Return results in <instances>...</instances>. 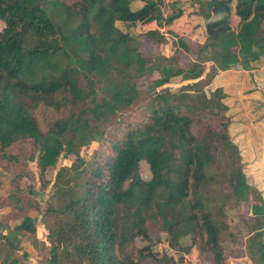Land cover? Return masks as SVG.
Listing matches in <instances>:
<instances>
[{
  "label": "trees",
  "instance_id": "16d2710c",
  "mask_svg": "<svg viewBox=\"0 0 264 264\" xmlns=\"http://www.w3.org/2000/svg\"><path fill=\"white\" fill-rule=\"evenodd\" d=\"M184 1L0 0V159L15 161L7 148L29 142L40 188L53 187L43 210L31 199L7 206L21 215L12 227L0 219V264H25L22 237L37 241L46 217L44 264H148L150 255L174 264L166 248L153 253L161 235L180 259L196 250L199 257L209 253L212 264H229L228 243L242 237V256L264 264V198L246 176L230 129L229 86L205 89L218 72L264 64V0L180 6ZM137 21L156 27L139 32ZM181 24L199 41L180 34ZM167 34L195 58L183 63L177 50L170 56L140 50L141 35L161 43ZM145 77L151 80L142 90ZM175 77L185 83L173 90ZM41 105L66 114L42 130L34 116ZM92 141L98 147L86 161L81 152ZM62 153L73 161L50 181L45 171ZM142 163L149 178L140 173ZM28 171L13 177L11 197L35 193L20 185ZM218 181L227 185L225 202L250 205L252 221L241 235L216 202Z\"/></svg>",
  "mask_w": 264,
  "mask_h": 264
},
{
  "label": "rangeland",
  "instance_id": "374dc122",
  "mask_svg": "<svg viewBox=\"0 0 264 264\" xmlns=\"http://www.w3.org/2000/svg\"><path fill=\"white\" fill-rule=\"evenodd\" d=\"M72 0H68V2H71ZM170 0H165V2H168ZM142 4V2L137 1L131 4L132 8H137ZM189 4V0H185L180 4V6L184 7L185 5ZM202 30H206L205 23L201 21ZM3 26V24L0 22V28ZM116 26L122 30L123 32H128L133 37L135 36V32L132 28L128 29L121 22H116ZM136 27L139 30V32H144L146 29L151 27H156V24L154 22L151 23H142L140 21L136 22ZM178 32L180 34H185L184 37L186 39H191L193 42L199 41L198 38L192 33L191 27L183 26L181 24L178 27ZM138 41L140 43V50L144 53H159L166 56H170L174 51L177 50L180 60L183 63H187L195 58V56L192 53L184 52L181 48L176 47L173 37L168 35L166 36V39L161 43H154L152 39H147L143 35L138 37ZM264 60V57H263ZM210 62L205 63V71L202 75L203 80H207V72L210 67ZM258 70V69H256ZM246 71V70H244ZM243 70L235 69L232 71L227 72H218L217 75H215L211 79V83L209 85L205 86L206 91L208 92L211 88H213L215 85L223 82H227L225 85L230 86V90H232V93H234L235 96L244 97L241 98L244 105V109L237 113V105L234 100V106H231L229 108L228 113L230 114L233 123L230 126L232 133H237V130H241L242 125L245 124V126L249 129V132L256 134V136H259V139H262L261 133L264 132V116L262 115V111L264 110V106L259 107L260 103L263 102L264 99V91H261L257 89V91H251L250 87H253V85L247 86L244 82H237L236 79H232V77H235V74H239L242 72V74H245ZM248 72V71H247ZM264 72V70L262 71ZM261 73V72H260ZM153 77H157L158 73L154 72ZM151 78L145 77L141 79L139 82V87L142 90H145L148 83L150 82ZM185 81H181L179 77H175L170 81V86L173 90L177 89V87L181 84H184ZM258 86L259 84L256 83ZM227 90V89H226ZM259 96V97H256ZM259 98L262 100H259ZM258 106V108H257ZM246 108V109H245ZM257 109V110H256ZM238 115H237V114ZM66 113L64 111H56L49 107H46L44 105H41L36 109L34 112V116L37 119L40 127L42 130H46L49 124L54 121L55 119L61 118ZM245 114H247L248 118L247 121H243L242 119H239L240 117L245 118ZM258 115H261L258 117ZM238 117V118H237ZM118 118H121L118 117ZM235 118V120H234ZM237 118V119H236ZM257 119V120H256ZM242 133L237 134L238 138H240V135ZM264 134V133H263ZM236 139V138H235ZM253 139V138H252ZM255 139V137H254ZM238 140V139H237ZM264 140V139H263ZM251 141V138L249 139ZM256 141V139H255ZM98 147L97 141H92L86 148H83L81 154L82 156L88 161L91 156L93 155L94 150ZM241 150V149H240ZM32 151L31 144L29 142H17L13 146H10L7 148V153L10 155L17 156V159L15 161H7L0 159V219L6 222L5 224L7 226L12 227L14 225V219H18L21 214H19L16 210H10L12 206H27L26 200L31 199L39 203V206L43 210V208L46 206L48 199L50 198L53 187L51 184L47 186L45 189L40 188V182H39V169L37 168L35 161H30L27 159L30 152ZM73 155H62L60 156L59 160L57 161V164L55 167H49L45 171V176L50 181H53L54 175L58 168L62 166H70V164L73 161ZM29 170V171H28ZM20 171L27 172L28 175L23 177L20 181V185L22 187H30L31 190H34L35 193H28L27 191L17 193L14 197H11L12 192L14 191L15 183L13 181V177L15 175L19 174ZM140 173L144 178H149L150 173L147 169V165L145 163H142L140 166ZM227 185L224 183H221L218 181L213 185V191L218 195L216 202L218 205L222 206V210L225 213L224 218L226 221L229 222V228L234 233H239L240 235L246 230V226L251 223L252 217H251V210L250 205L248 202L245 201H237L234 198H231L228 202L224 201L223 193L226 191ZM219 192L221 194H219ZM11 206V207H7ZM32 213L38 212L34 209H31ZM36 214V215H37ZM38 216H40L38 214ZM42 220V224H40L36 229V238L37 241L31 242L29 239L23 238L21 240L20 244V250L19 254L26 252L28 255L27 260L25 261V264H44L45 260V253L46 249L42 246L40 243L41 241L46 242V235L47 230L44 227V225L48 222H50V218L46 217ZM5 232V231H4ZM154 236V234H153ZM163 236L161 235L160 239L161 241L158 242V247L154 248L153 253L156 252H163L165 251L164 248H166L168 254L172 255V258L174 260V264H212V258L209 253H205L202 255V257H199L196 250L191 251L186 255V260L180 259L179 256H175V254L171 249H168L166 241ZM235 238H237L235 236ZM242 238V237H241ZM241 238L235 239L232 243H228L230 246L229 248L232 249L233 256L230 258L229 264H249L248 260L245 258V256H242V243ZM139 245L143 244L142 241L137 242ZM159 252V254H160ZM148 264H158L156 263L155 259L150 255L147 259Z\"/></svg>",
  "mask_w": 264,
  "mask_h": 264
},
{
  "label": "crops",
  "instance_id": "0c3cea01",
  "mask_svg": "<svg viewBox=\"0 0 264 264\" xmlns=\"http://www.w3.org/2000/svg\"><path fill=\"white\" fill-rule=\"evenodd\" d=\"M258 69V70H256ZM264 70V64H261L260 67L258 68H254L253 70L249 71V72H253L252 74H250L247 71H244L245 74H235V77L233 76L232 79H236L237 82H244L247 86L253 85V87L251 88V91H257V89H261V91H264V72H262ZM261 72V73H260ZM227 82H223L221 83L222 85H225ZM258 83L259 85L256 86ZM229 86V85H226ZM261 87V88H259ZM230 88V86H229ZM227 89L228 93H229V101H230V105L234 106V100L236 102L237 105V113L242 111L244 109V103L241 100V98L244 97H239V96H235L234 97V93H232V90ZM264 94V93H263ZM259 97V96H256ZM259 100H261L259 98ZM262 101V100H261ZM246 106V105H245ZM264 106V99L263 102L260 103L259 107ZM258 108V106H257ZM246 109V108H245ZM257 110V109H256ZM236 113V114H237ZM238 115V114H237ZM262 115L264 116V110L262 111ZM261 115H258V117H260ZM238 118V117H237ZM236 118V119H237ZM247 114H245V118L242 116L239 119H242L243 121H247ZM235 120V118H234ZM257 120V119H256ZM239 133H242L240 135V138H238L237 134L239 135ZM264 132L261 133L262 139H259V136L254 133H250L249 129L244 125H242L241 130H237V133L235 132V137H236V141L239 145V148L241 149V155L243 157L244 162H246L245 165V173L247 178L249 179V181L254 182L258 188L261 190L262 192V196L264 198ZM256 141H255V139ZM251 138V141H249V139ZM253 138V139H252ZM238 139V140H237ZM29 214L31 216H36L35 213H32V211H29Z\"/></svg>",
  "mask_w": 264,
  "mask_h": 264
}]
</instances>
